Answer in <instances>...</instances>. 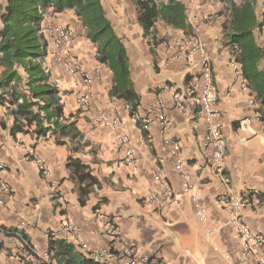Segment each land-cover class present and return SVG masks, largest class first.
Segmentation results:
<instances>
[{"label": "crops", "instance_id": "1", "mask_svg": "<svg viewBox=\"0 0 264 264\" xmlns=\"http://www.w3.org/2000/svg\"><path fill=\"white\" fill-rule=\"evenodd\" d=\"M246 1L252 2L256 16L253 28L255 41L264 50V0H201L194 3L182 0L187 6L191 25H201L206 50L214 63V80L223 113L227 148L225 180L214 168L210 151L202 143L205 123L201 119L198 92L193 87V81L200 72L201 57L196 53L177 61L167 60L165 43L175 45L177 40L189 39L191 35L158 21L156 39L161 42L152 51L138 23L139 10L135 1L102 0L116 34L128 51L134 88L140 96L136 112L146 115L158 98H163L169 107L166 126L157 123L145 129L133 118L135 113H130L124 99L110 97L112 71L105 63L96 60V45L88 39L77 11L65 10L46 17L45 28L48 25H65L75 30V41L69 55L93 76L92 83L88 84L80 75L67 71L58 62L61 53L55 45L56 36L47 33L50 41L47 65L52 80L63 94L66 114L76 115L78 127L88 145L72 153L68 145L57 144L51 136L14 135L12 126L15 118L7 114L5 105L0 104V162L9 165L7 171H0V179H6L14 189L13 192L0 191V223L23 231L29 240L27 243L19 236L5 237L0 264H38L44 253L49 251L50 236L46 235L47 232L52 230L55 238L64 239L60 228L67 220H72L82 229V238L90 247H106L110 238L106 235L108 224L105 219L120 228L124 237L118 244L120 250L129 241L138 244L133 240L142 233L141 229L147 234L150 233L148 229L159 228L158 224L162 222L171 231L163 232L160 246L152 253L162 254L168 264H215L226 253H232L234 257L229 264H238L241 240L234 231L229 208L216 196L226 187L236 195L251 186L258 187L263 195L262 204L245 209L242 214L254 232L264 234V118L254 121L246 130L240 129V120L251 115L254 107L249 104V93L242 89V81L236 77L232 67L236 52L229 43L234 32L231 5ZM5 2L0 0L2 4ZM260 66L264 68V60ZM174 88L185 93L187 113L174 106ZM85 93L90 95V109L80 112L79 99ZM100 113L120 120L121 132L130 138L129 146L136 149L134 164L124 162L126 145L116 133L108 125L97 123ZM30 127L34 129L37 124ZM166 138L181 144L182 155L190 165L191 180L202 189L209 207L206 222L200 221L196 215L192 196L183 186L184 178L176 171L175 158L165 146ZM30 147L36 149L49 168L48 177L30 159ZM72 154L89 165L101 181L86 201L81 199L78 190L79 174L74 175L69 164L68 158ZM157 172L170 182L176 196L173 201H168L163 194L155 179ZM54 183L63 192L59 201L50 198V186ZM175 235L198 245L196 258L185 262L184 257L175 256L169 247H165L164 243L171 247L175 244L172 241ZM67 241L83 252L72 235ZM28 244L35 247L36 259L29 263L17 255L19 249ZM48 264L59 263L51 259Z\"/></svg>", "mask_w": 264, "mask_h": 264}, {"label": "trees", "instance_id": "2", "mask_svg": "<svg viewBox=\"0 0 264 264\" xmlns=\"http://www.w3.org/2000/svg\"><path fill=\"white\" fill-rule=\"evenodd\" d=\"M134 1L139 10L138 23L152 51L161 42L156 39L158 21L192 34L184 2ZM73 9L86 28L88 39L96 45V60L105 63L112 71L110 97L124 99L131 114L137 111L140 96L134 88L128 51L116 34L102 0H6L5 4L0 3V104L5 105L7 114L15 118L14 135L51 136L57 144L68 145L71 152L76 153L88 143L84 142L76 115L66 114L63 94L52 80L47 65L50 41L44 27L47 16ZM231 10L234 32L229 43L264 116V68L260 66L264 50L253 35L256 25L254 8L251 1H246L231 5ZM79 110L83 112L81 108ZM33 123L37 124L34 129L30 127ZM68 159L74 175L79 174L78 190L81 199L86 201L101 181L80 158L72 154ZM262 201L261 194V204ZM12 236H19L29 243L23 231L0 223V252L5 249L4 238ZM49 254L59 264H101L80 251L74 243L54 236H50Z\"/></svg>", "mask_w": 264, "mask_h": 264}, {"label": "built area", "instance_id": "3", "mask_svg": "<svg viewBox=\"0 0 264 264\" xmlns=\"http://www.w3.org/2000/svg\"><path fill=\"white\" fill-rule=\"evenodd\" d=\"M182 1V0H180ZM190 2H198L201 0H189ZM46 33L56 36L55 45L61 55L58 57V62L61 63L67 71L72 74L80 75L83 79L91 84L93 76L86 71L78 62L72 59L69 55L75 41V30L65 25H49L45 28ZM167 60L177 61L182 58H189L198 53L201 57L200 72L197 78L193 81V87L198 92V97L201 105V119L205 123V132L202 135L203 147L209 150L211 162L216 171L225 180L224 170L226 164V141L224 137V122L222 120V111L219 106V94L217 92L214 80V63L213 59L206 50V43L202 38V27L199 24L192 25V34L189 39L177 40L175 45L165 43ZM234 53V52H233ZM232 67L236 77L241 79V87L249 93V104L254 107L251 115L245 116L240 120L239 126L241 130H246L254 121H261L264 116L259 110V104L255 94L248 87L247 82L243 79V71L241 64L237 60L232 61ZM172 97L174 106L187 113L188 106L185 93L181 89H172ZM80 108L84 111L90 109L91 100L88 93L83 94L79 99ZM168 105L163 98H158L150 105L146 115H141L135 112L133 118L142 123L145 129H150L154 124L167 125L169 123ZM98 124L108 125L117 135L119 140L126 145V155L124 162L134 164L136 162V149L130 144V138L124 135L120 130V120L117 117H111L105 113H100L96 119ZM165 146L168 147L170 153L175 158V169L184 178V189L192 196L195 204L196 215L202 222L208 220V204L203 196L202 189L193 184L189 172V162L182 155V147L178 141L171 138L165 139ZM30 159L39 167L41 173L48 177L50 172L43 159L39 156L34 147L28 149ZM9 165L5 162H0V171H7ZM155 179L158 181L163 194L168 201L175 199V192L168 181L167 177L161 172H157ZM0 191L13 192L14 189L6 179H0ZM262 192L258 187L251 186L240 195H236L234 191L226 187L219 195L216 196L218 201L224 203L229 208L232 215V225L234 231L239 235L241 240V248L237 253L238 264H249L254 261L255 264H264V234L254 232L248 223L242 211L251 207H259L260 196ZM50 198L54 201H59L63 198V192L59 185L54 183L50 186ZM107 225L106 235L110 238V243L106 247L93 248L82 238V229L77 227L72 220H67L60 228L62 238L68 239L72 235L77 245L83 252L93 260L101 264H168L166 257L159 252L152 254L143 253L140 251L138 244L129 241L126 243L123 250L118 248V244L123 241V236L120 228L115 223L104 220ZM52 230L46 235L54 236ZM34 248L28 244L22 246L17 255L26 262L36 261ZM233 254L226 253L223 259L215 264H229L233 261ZM51 263L49 251L44 253L42 261L38 264Z\"/></svg>", "mask_w": 264, "mask_h": 264}, {"label": "rangeland", "instance_id": "4", "mask_svg": "<svg viewBox=\"0 0 264 264\" xmlns=\"http://www.w3.org/2000/svg\"><path fill=\"white\" fill-rule=\"evenodd\" d=\"M158 227L159 228L155 227L153 229H148L150 233L147 234L145 233V230L141 229L142 233H140L139 236L133 240L138 243L141 252L152 253L160 246V241L164 238L163 232L171 231L170 228L162 222H159ZM172 241L175 242L172 247L169 245V243H164V245L165 247H169L170 251L173 252L175 256L184 257L185 262L186 259L196 258L199 252V248L196 243H189L185 240H182L178 235H175Z\"/></svg>", "mask_w": 264, "mask_h": 264}]
</instances>
